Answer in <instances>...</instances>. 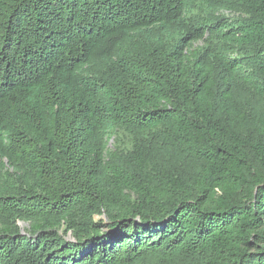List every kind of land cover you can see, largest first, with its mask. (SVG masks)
Segmentation results:
<instances>
[{
  "label": "trees",
  "instance_id": "trees-1",
  "mask_svg": "<svg viewBox=\"0 0 264 264\" xmlns=\"http://www.w3.org/2000/svg\"><path fill=\"white\" fill-rule=\"evenodd\" d=\"M229 2L0 0V264H264V0Z\"/></svg>",
  "mask_w": 264,
  "mask_h": 264
},
{
  "label": "rangeland",
  "instance_id": "rangeland-1",
  "mask_svg": "<svg viewBox=\"0 0 264 264\" xmlns=\"http://www.w3.org/2000/svg\"><path fill=\"white\" fill-rule=\"evenodd\" d=\"M192 14L193 16L201 17H218L226 18L233 21H238L244 19L246 14L244 13L241 6L237 3L229 2V0H193ZM178 38L174 40H169L168 49L173 50L177 46ZM204 46V41H196L192 43L190 52L197 51ZM188 51V52H189ZM134 143L133 135L126 131L118 129L114 131L108 139V156L109 161H128V154L132 149ZM162 165L166 164L165 162L161 163ZM167 165V164H166ZM150 171V170H148ZM152 176V172H150ZM101 217L96 216L95 220H99ZM22 234L29 233L31 231V225L28 223L18 222L16 224ZM69 237V236H68Z\"/></svg>",
  "mask_w": 264,
  "mask_h": 264
}]
</instances>
